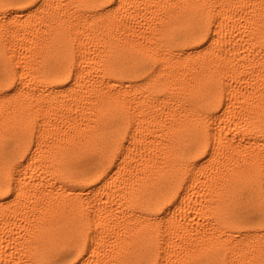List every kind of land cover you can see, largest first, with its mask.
<instances>
[{"label":"snow or ice","instance_id":"6c2138e0","mask_svg":"<svg viewBox=\"0 0 264 264\" xmlns=\"http://www.w3.org/2000/svg\"><path fill=\"white\" fill-rule=\"evenodd\" d=\"M0 44V264H264V0H0Z\"/></svg>","mask_w":264,"mask_h":264},{"label":"clouds","instance_id":"9594fccd","mask_svg":"<svg viewBox=\"0 0 264 264\" xmlns=\"http://www.w3.org/2000/svg\"><path fill=\"white\" fill-rule=\"evenodd\" d=\"M53 2H57V0H53ZM60 2H63V3H71L72 0H60ZM132 3H148L150 2V0H131ZM40 27H43V26H40ZM3 45L0 44V49H2ZM6 119V114L4 113H0V121ZM242 142V141H241Z\"/></svg>","mask_w":264,"mask_h":264}]
</instances>
